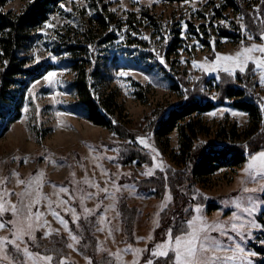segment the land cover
Returning a JSON list of instances; mask_svg holds the SVG:
<instances>
[{"label":"rangeland","instance_id":"obj_1","mask_svg":"<svg viewBox=\"0 0 264 264\" xmlns=\"http://www.w3.org/2000/svg\"><path fill=\"white\" fill-rule=\"evenodd\" d=\"M5 1V9L13 13H17L23 8L20 0ZM223 3L222 0H185L180 2L170 0H111L110 8L122 21L128 18V12H133L135 19L138 21L137 24L141 25L142 29L143 24L149 26V23L144 21L140 14L147 12L153 14L167 29L172 26L173 30H178L177 35L181 39L180 47L176 49L174 54L163 63L159 57L155 65L150 61L136 60L133 54L134 51L127 48L126 45L132 38L157 40L151 29L146 28L144 31L137 32L123 28L121 32L117 33L118 39L105 47V55L108 58L104 71L105 75L103 80L94 83L95 90L99 94L106 92L114 94L120 109L116 120L130 129L141 130L140 137H144L149 146L142 145L151 152L152 157H155L153 162H162L160 168H152V165L138 166L135 163L129 165L118 164L115 161L117 148L119 144L125 141L118 139L109 129L88 123L79 113L70 111L67 107L68 103L74 101L73 94L67 85L72 78V74L66 67L64 58L54 56L50 49L55 35L63 32L65 23L74 26L70 18L71 12L84 7L83 0H65L47 20L48 24L54 25V27L45 26L44 23L35 31L33 42L27 51V58L29 59L27 66L33 67L39 63L53 65L54 69L48 72H53L55 75L51 81L44 79L48 72L35 80L29 81L23 89L20 99L19 118L13 122H8L5 128L0 129V177L7 178L3 183H0V188L11 190L7 196H4L5 201L16 202L18 200L16 193L27 187V184H17L16 180L18 178L27 180L30 175L34 176L38 170H42L43 175L40 178L42 181L41 191L53 201L51 207L67 220L68 224L67 229H65V226L48 211L47 200L41 198V202L38 205H33V209L35 210L38 207L41 212H44L41 222L47 220L51 228L59 229V231L44 236L43 233L48 229V226L38 228L35 230V241L27 235L24 236L22 242L18 241L21 243L22 248L24 244H27L29 250L33 253H40L41 256L48 255L35 249L32 244L37 242L38 238L47 240L51 235L65 236L68 247L69 244L72 246L69 247L68 258H63V264H90L85 257L76 251L77 242L76 240L73 241L70 236V233L73 235L70 230V223H76L85 207L98 209L94 232L98 239L96 256L104 251L116 252L117 249H120L123 261L130 262L133 259V253L131 250H125V245L130 244L134 248L141 249L149 245L148 247L151 249L153 240L164 238L163 235L157 233L156 228L158 226L154 225L152 221L154 214L159 213L160 215L168 200L166 198L156 199L138 192L131 181L134 178L152 177L157 171H161L166 166H174L175 168L180 162L181 141L183 138L180 136L178 128L173 130L166 139L149 136L143 131L144 118L154 108H172L178 102V95L169 86L171 83L183 85L181 80H185L188 84H191L202 73L210 78L217 79L221 73L233 75L239 71L235 69L232 72H226L223 67L216 68L214 71H204L202 67L192 65L191 61L193 59L210 65L211 60L215 58V52H235L241 46V41L245 45L264 43V40H255L246 31H244V38L237 42L221 39L216 31L217 19H214V10L216 7L222 6ZM122 4L124 7H121ZM224 14L226 20L218 19L219 22H228L230 19L240 22L238 16L229 12H224ZM209 22L211 34L210 36L204 34L205 40L209 41V44L202 45L197 36L192 34V27L189 23L196 28L201 23L209 24ZM39 29H43V31H39ZM202 29L204 30V28ZM252 55L259 56L262 54L256 51ZM37 56H39V59H37ZM182 57L183 59H181ZM206 57L207 60H205ZM250 65H252L253 75L258 84L260 97L264 102V84L260 83V73L254 70L255 64L252 61L249 62L246 70L249 69ZM121 70L129 71L127 74H122ZM144 90L148 92L146 97L138 99L140 92ZM193 121L196 122L195 127L198 138L205 143L214 145L236 144L242 139L244 128L250 127L248 114L229 106L228 103L196 115ZM231 125L235 126L237 134L235 140L234 138L227 140L225 137L220 136L222 128L228 130ZM25 157H27V162L24 161ZM45 157L48 159H45ZM247 160L248 158L233 169L228 166L220 168L211 174L205 183H201L196 187L199 192L211 199L208 204L216 205V208L212 210H209L208 204L203 205L204 215L209 220L217 217L226 220L232 212L240 213V210L231 201L243 195L240 191L241 177L245 178V187L252 188L254 186L251 178L241 171ZM53 161H56V163H53ZM98 165H101L102 168ZM102 169L107 171L105 172ZM149 170H151V174H145ZM13 171L18 173L19 176H13L11 174ZM86 175L89 180H94L101 188L109 187L115 198L99 191L90 183H86L82 179ZM74 180L75 183H73ZM112 181L122 187L119 190L112 188ZM36 183L37 181L33 180V184ZM53 185H62L68 188L69 192H60L59 187H53ZM86 193H97V196L85 197L83 206H81L80 199ZM30 195H34V192L25 194L24 203L28 202ZM122 195L125 196L127 202L139 206L140 209L135 223V239L131 243L125 241L122 235L120 218L117 215L118 201ZM73 197L75 198L73 199ZM256 197L262 201L253 214L257 220L258 215L264 211V195L258 192ZM60 198L68 203H59ZM98 202L101 206L97 208L95 205ZM109 203H114L116 206L108 208L105 212L104 206ZM193 205L189 204L188 207L192 208ZM9 207V205H6V208ZM65 207H69L70 210L65 212L63 210ZM73 208L77 213L76 220H73L72 217L71 209ZM101 213H104L105 223L100 221ZM240 214L243 215V213ZM0 219L10 221L13 219V215L9 210L0 215ZM10 227L11 225L0 228V236L8 235L10 237L12 235L9 231ZM258 229H253V235L243 241L246 249L252 251L249 244ZM109 230H111V234H109ZM150 231L153 240L144 239ZM137 236L142 237V239L137 240ZM233 236L236 237V234L233 233ZM150 249L148 251L146 249L140 255L138 264H143V261L150 257ZM21 254L23 255L22 252ZM23 258L24 260L27 259L24 255ZM112 258L115 260L114 264H118L116 257L112 256ZM0 264H12V261H4L0 257ZM28 264H31V261H28ZM52 264H60V259L53 258Z\"/></svg>","mask_w":264,"mask_h":264},{"label":"trees","instance_id":"obj_2","mask_svg":"<svg viewBox=\"0 0 264 264\" xmlns=\"http://www.w3.org/2000/svg\"><path fill=\"white\" fill-rule=\"evenodd\" d=\"M64 1L20 0L23 8L13 13L5 9L6 1L0 0V129L5 128L8 122L19 118L20 99L28 82L54 69L53 65L42 63L28 67L27 51L33 42L35 31ZM222 1L224 2L222 6L214 10L217 35L221 39L237 42L244 38L246 31L255 40H260V32L264 30V23H261L264 21V0ZM83 2L84 7L71 12L70 18L74 26L65 23L63 32L55 35L50 49L54 56L64 58L66 67L72 74L67 85L74 101L68 103L67 107L70 111L79 113L88 123L109 129L118 139L125 141L117 148L115 161L118 164L135 163L138 166H151L153 164L151 152L136 139L141 136V130L130 129L117 121L120 109L114 94L112 92L99 94L94 83L103 80L105 75L108 59L105 47L118 39L117 33L123 28L137 32L146 28L151 29L157 40L132 38L126 45L134 51L136 60L150 61L155 65L159 57H164L165 61L180 47L178 30H173L172 26L167 29L153 14L147 12L140 14L144 21L149 23V26L143 24L142 29L141 25L137 24L133 12H128V18L122 21L110 8L111 0ZM224 12L238 16L240 22L233 19L226 23L219 22L218 19L226 20ZM242 23L246 26L244 29L241 28ZM189 25L192 27V34L197 36L201 44L208 45L209 41L205 40L204 34L208 36L211 34L210 22L201 23L196 28L191 23ZM248 68L233 75L221 73L217 79L202 73L191 84L185 80H181L183 85L171 83L169 86L178 95V102L172 108H154L144 118L143 131L149 136L166 139L178 128L183 138L180 162L175 168L166 166L152 177L134 178L131 181L137 191L144 195L160 200L165 198L166 193L172 196V200L167 201L159 215V226L156 230L161 236L167 227L173 226L174 217H187L192 214L189 211L191 209L188 207L189 204L207 205L211 200L199 192L196 188L199 184L205 183L211 174L222 167L228 166L233 169L239 166L249 158L250 151L264 149V109L261 108L264 102L259 94L252 65ZM146 93L147 90L141 91L138 99L146 97ZM226 103L247 113L250 127L244 128L243 137L236 144L214 145L203 142L196 135V122L193 118ZM221 131L220 136L227 140L232 138L235 140L237 137L234 125L228 130L222 128ZM208 205L209 210L216 208V205ZM117 211L125 241L134 242L139 206L131 205L122 195L118 201ZM97 212L98 209H92L88 214L82 212L76 223H70V230L77 237L75 249L81 256L87 257L90 264H114L115 260L109 252L104 251L96 256L98 239L94 232ZM257 221L264 224V211L258 215ZM261 241H264V228L258 229L249 244L252 251L257 253L252 256L253 264H264V243ZM32 245L54 259H67L69 256L65 236L51 235L47 240L38 238ZM8 248L10 254L15 256L17 264L24 260L21 253H15L10 246ZM149 249L150 247L147 251Z\"/></svg>","mask_w":264,"mask_h":264},{"label":"snow or ice","instance_id":"obj_3","mask_svg":"<svg viewBox=\"0 0 264 264\" xmlns=\"http://www.w3.org/2000/svg\"><path fill=\"white\" fill-rule=\"evenodd\" d=\"M121 7H124V5L122 4ZM261 23H264V21H261ZM45 26L54 27V25H49L48 21H45ZM245 27L246 26L242 23L241 28L244 29ZM39 31H43V29H39ZM260 38L264 40V30L260 32ZM249 39H251V37H249ZM256 51H259L262 55H252V53ZM37 59H39V56H37ZM53 59H55V57H53ZM181 59H183V57ZM160 60L163 63L164 57L161 56ZM205 60H207V57ZM250 61L255 64L254 70L260 73V83L264 84V43H251L245 45L244 42L241 41V46L235 52H215V58L211 60L210 65L195 59H193L191 63L194 67H202L204 71H214L216 68L223 67L226 72H232L235 69L244 72ZM128 71L129 70H121L122 74H127ZM54 75L53 72H48L44 79L51 81ZM261 108L264 109V104H261ZM136 139L141 144L149 146L144 137L138 136ZM89 150L91 151V148ZM45 159L48 158L45 157ZM109 159H111V157H109ZM24 161L27 162V157L24 158ZM153 161H155V157H153ZM53 163H56V161H53ZM98 167L102 168L101 165H98ZM151 167L160 168L162 167V162H153ZM102 170L105 172L107 171L106 169ZM241 171L251 178L254 185L252 188L245 187V178L241 177L240 191L243 195L231 201L243 215L238 212H232L231 216L226 220L220 219L219 217L209 220L207 216L204 215L203 205L201 203H195L192 208L189 209L192 213L190 216L173 218V226H169L165 229L163 233L164 238L153 240L151 231L147 237H144V239L153 240V244L150 249V257L143 261V264H253L251 257L257 255V253L246 249L243 241L247 239V237L253 235V229L264 228V224L257 223L253 215L257 211L258 204L262 203V201L257 199L256 193L259 192L261 195H264V149L250 151L249 158ZM11 174L13 176H19L15 171ZM128 174L130 175V173ZM145 174H151V170ZM42 175V170H38L34 176L30 175L27 180H21L19 178L16 180L17 184H27L26 188L16 193L18 196L16 202L10 200L5 201L4 196H7L11 190L0 188V215H3L9 210L13 215V219L10 221L0 219V228L11 225L9 231L12 233L10 237L8 235L0 236V257H2L4 261L11 260L12 264H17L15 256L10 254L8 248V246L11 245L15 253L19 254L22 252L24 257L27 258L26 260L19 261V264H28V261H31V264H52L53 257L51 255L41 256L40 253H33L29 250L27 244H24L22 248L20 243L23 241L25 235L35 241V230L45 225L48 226V229L44 231V236H48L51 232L59 231V229L51 228L47 220L41 222L44 212H41L38 207L35 210L33 209V205H38L41 202V198L47 200L49 205L48 211H50L52 215L65 226V229H67L68 221L51 207L53 201L41 191L42 181L40 178ZM6 179V177H0V183H3ZM82 179L86 183H90L93 187L98 188L99 191L107 193L115 198L114 193H112L109 187L105 186L101 188L94 180H89L87 175ZM33 180L37 181L35 185L33 184ZM73 183H75V180ZM53 187H59V191L63 193L69 192V189L62 185H53ZM111 187L119 190L122 186L112 181ZM33 192L34 195H30L28 202L24 203L25 194H31ZM57 195H59V193H57ZM95 196H97V193H86L85 196H82L80 199L81 206H83L85 197L92 198ZM74 198L75 197H73V199ZM106 198L107 196L105 199ZM165 198L167 200H172V196L167 193L165 194ZM58 202L62 204L68 203L63 198H60ZM6 205L10 207L6 208ZM100 206V202L95 205L97 208ZM115 206L114 203L105 205V212L108 208H114ZM63 210L68 212L70 208L65 207ZM91 211L92 209L84 208L85 214ZM71 212L73 220H76L77 213L75 209H71ZM117 215H119V213H117ZM103 216L104 213H101V223H105ZM152 223L159 226V213L154 214ZM233 233H235L236 237L239 239L234 237ZM109 234H111V230H109ZM70 236L73 241L77 240L75 235L70 233ZM136 239L139 240L142 239V237L137 236ZM261 243H264V241H261ZM71 246L72 245L69 244V247ZM147 248V245L144 249L134 248L130 244L125 245V250H131L133 253V259L130 262L123 261L120 249H117L116 252L110 251L109 255L115 256L118 264H138L140 255ZM86 259L88 258L86 257ZM60 264H63V258L60 259Z\"/></svg>","mask_w":264,"mask_h":264}]
</instances>
